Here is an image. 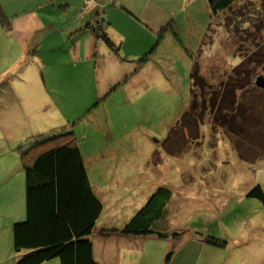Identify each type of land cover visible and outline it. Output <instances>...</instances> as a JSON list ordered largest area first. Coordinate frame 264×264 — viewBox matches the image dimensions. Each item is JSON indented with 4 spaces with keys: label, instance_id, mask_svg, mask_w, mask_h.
I'll use <instances>...</instances> for the list:
<instances>
[{
    "label": "rangeland",
    "instance_id": "obj_1",
    "mask_svg": "<svg viewBox=\"0 0 264 264\" xmlns=\"http://www.w3.org/2000/svg\"><path fill=\"white\" fill-rule=\"evenodd\" d=\"M197 15L200 22L208 17L207 12ZM186 21L181 17L177 25L183 47L177 39L172 44L167 41L151 63V73L161 72L157 77L155 71L148 81L156 88L151 87L140 98L137 95L129 98V103H125L128 106L124 105L126 98L121 93L107 102L101 98L88 102L90 106L85 110L95 108L94 116L102 115L101 122L109 124L107 138L123 141L124 126L126 133L133 134L132 145L118 144L115 152L138 156L134 161L112 162L116 169L107 177L91 171V182L104 205V219L120 224H127L158 188L169 187L173 197L164 228L173 234L184 233L178 240L170 238L174 241L170 251L173 256L179 248V254L183 255L191 246L201 244L198 243L201 238L213 237L227 242L226 248L218 247L216 251L212 248L210 253L208 246L204 252L202 245H196L192 264H264V203L249 197L257 186L264 191L262 130L257 133L247 130L243 139L235 141L225 130L214 129L207 117L199 116L204 107L199 89L195 112L200 120L206 121L197 127L199 135L186 129L185 138L178 133L172 141L168 140L170 129L191 100L190 74L194 61L206 87L218 90L224 84L220 97H225L234 86L245 90L241 101L255 105L262 111L255 113L264 115V106H257L264 90L256 86L257 78L264 77V0H241L229 12L215 17L201 49V34L191 30ZM160 79H165L163 84ZM256 114L255 121L259 118ZM80 117H72L76 133L85 126ZM90 129L82 132L91 135L89 141L94 151L100 149L95 144L100 138L94 136L97 130ZM86 146L90 149L88 143ZM20 176L26 193L24 174ZM182 243L188 244L184 247Z\"/></svg>",
    "mask_w": 264,
    "mask_h": 264
},
{
    "label": "crops",
    "instance_id": "obj_2",
    "mask_svg": "<svg viewBox=\"0 0 264 264\" xmlns=\"http://www.w3.org/2000/svg\"><path fill=\"white\" fill-rule=\"evenodd\" d=\"M85 3L86 0H0L12 22L11 30L0 24V264H15L13 226L26 218L25 188L20 178L24 172L18 150L31 138L39 139L65 126L72 127V117L85 115L92 100L101 98L107 102L121 93L127 105L129 98L149 93L151 87L156 88L148 81L155 75L156 70H150L157 51L167 41L172 44L176 39L183 47L177 26L181 17L186 18L191 30L201 34L200 42L210 21L207 0H93L86 11ZM198 12L208 13L204 22L197 19ZM98 16L108 21L106 32L120 47L119 54L89 29ZM171 24L178 38L167 32L150 61L140 65L139 60L153 51L159 35ZM156 73L157 77L161 74ZM160 80L162 84L165 81ZM94 115V111L86 115L85 126L76 133L90 180L91 171L107 177L116 169L112 162L134 161L138 157L115 152L118 144L132 145L135 140L131 132L126 133V126V138L112 140L107 138L109 124L101 122L102 115ZM84 127L99 131L94 136L103 139L95 142L100 149L92 151L91 135L86 130L82 132ZM73 129L76 132L75 125ZM102 145L107 148H101ZM125 224L107 222L102 214L92 236L94 257L99 264L166 263L172 239L124 235L121 231ZM111 228L120 231L104 232ZM201 240L186 254H179L181 248L174 256L171 252L168 264H192L196 245H202L204 252L208 246L210 253L212 248H218L204 238ZM188 243L181 245L186 247ZM44 264L61 263L55 259Z\"/></svg>",
    "mask_w": 264,
    "mask_h": 264
},
{
    "label": "trees",
    "instance_id": "obj_3",
    "mask_svg": "<svg viewBox=\"0 0 264 264\" xmlns=\"http://www.w3.org/2000/svg\"><path fill=\"white\" fill-rule=\"evenodd\" d=\"M207 1L210 10L209 31L215 17L229 12L241 0ZM0 24L6 30L12 29V22L1 5ZM107 27L108 21L100 16L89 25V29L98 40H103L111 51L119 54L120 47L115 45L108 36ZM167 32L178 38L174 24L169 25L159 35L153 51L139 60L140 65H145L150 61ZM202 43L203 41L200 49L203 47ZM189 55L192 59L194 58L191 53ZM195 62L190 74V103L170 129L168 140L172 141L178 133L180 137L185 138L186 129L198 134L197 127L206 123L200 120V117H207V122L212 123L214 129L225 130L235 141L243 139L247 130L256 132L261 129L264 133V115L255 113L262 111L257 110L255 105L248 106L241 101L246 95L245 90L234 86L225 97H220V90L225 88L224 84L218 90L206 87L198 64ZM199 89L202 90L204 100L203 111L199 113L200 117L197 111L195 112L198 102L196 91ZM232 97L235 98L234 101L228 103ZM98 105H95L96 108ZM257 106H264V95L262 99H259ZM92 110L93 108H90L85 115L79 118V121L83 120ZM255 114L259 117L257 121H255ZM73 128L74 125L65 126L52 135L42 136L35 140L31 138L30 142L18 150L25 176L26 218L16 222L13 226L14 250L17 254L15 264H44L55 259H58L61 264H99L94 257L92 236L103 214L104 205L91 183ZM172 197L173 192L169 187L158 188L148 203L125 225L121 232L124 235L136 237L156 235L160 239L171 237L174 240L180 239L184 233L173 234L164 228L168 205ZM249 197L264 203L262 187L257 186ZM119 231L117 228L104 230L107 233ZM206 242L221 248L227 246V242L213 237H208ZM171 256L172 253L168 255L165 264L169 263Z\"/></svg>",
    "mask_w": 264,
    "mask_h": 264
},
{
    "label": "water",
    "instance_id": "obj_4",
    "mask_svg": "<svg viewBox=\"0 0 264 264\" xmlns=\"http://www.w3.org/2000/svg\"><path fill=\"white\" fill-rule=\"evenodd\" d=\"M256 84L259 88L264 90V77L263 76L258 77Z\"/></svg>",
    "mask_w": 264,
    "mask_h": 264
},
{
    "label": "built area",
    "instance_id": "obj_5",
    "mask_svg": "<svg viewBox=\"0 0 264 264\" xmlns=\"http://www.w3.org/2000/svg\"><path fill=\"white\" fill-rule=\"evenodd\" d=\"M93 0H86V3H85V8L84 10L87 9L88 6H90L92 4Z\"/></svg>",
    "mask_w": 264,
    "mask_h": 264
}]
</instances>
